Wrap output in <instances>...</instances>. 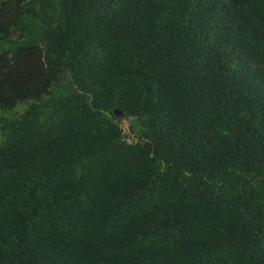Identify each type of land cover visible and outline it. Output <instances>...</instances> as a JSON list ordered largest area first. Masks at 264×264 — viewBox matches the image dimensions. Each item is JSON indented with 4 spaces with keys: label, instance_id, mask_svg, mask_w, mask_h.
<instances>
[{
    "label": "trees",
    "instance_id": "16d2710c",
    "mask_svg": "<svg viewBox=\"0 0 264 264\" xmlns=\"http://www.w3.org/2000/svg\"><path fill=\"white\" fill-rule=\"evenodd\" d=\"M19 104L0 264H264V0H0Z\"/></svg>",
    "mask_w": 264,
    "mask_h": 264
},
{
    "label": "rangeland",
    "instance_id": "374dc122",
    "mask_svg": "<svg viewBox=\"0 0 264 264\" xmlns=\"http://www.w3.org/2000/svg\"><path fill=\"white\" fill-rule=\"evenodd\" d=\"M26 109V106L24 105H17L14 109L9 110V111H4L0 109V119L1 118H13L17 116L16 114L20 115L24 110ZM124 128H126L127 124L124 122L123 123ZM2 137L0 133V143H1Z\"/></svg>",
    "mask_w": 264,
    "mask_h": 264
},
{
    "label": "water",
    "instance_id": "95a60500",
    "mask_svg": "<svg viewBox=\"0 0 264 264\" xmlns=\"http://www.w3.org/2000/svg\"><path fill=\"white\" fill-rule=\"evenodd\" d=\"M113 114H114V116H115L116 118H118V119L123 118V114H122L121 111L118 110V109H114V110H113Z\"/></svg>",
    "mask_w": 264,
    "mask_h": 264
}]
</instances>
